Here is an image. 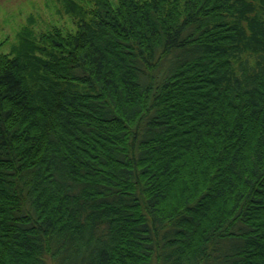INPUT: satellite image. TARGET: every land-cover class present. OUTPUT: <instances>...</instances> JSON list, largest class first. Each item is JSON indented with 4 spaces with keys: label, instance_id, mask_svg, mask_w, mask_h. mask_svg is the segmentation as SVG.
Wrapping results in <instances>:
<instances>
[{
    "label": "trees",
    "instance_id": "1",
    "mask_svg": "<svg viewBox=\"0 0 264 264\" xmlns=\"http://www.w3.org/2000/svg\"><path fill=\"white\" fill-rule=\"evenodd\" d=\"M54 10L0 36V264H264V0Z\"/></svg>",
    "mask_w": 264,
    "mask_h": 264
},
{
    "label": "rangeland",
    "instance_id": "2",
    "mask_svg": "<svg viewBox=\"0 0 264 264\" xmlns=\"http://www.w3.org/2000/svg\"><path fill=\"white\" fill-rule=\"evenodd\" d=\"M56 0H0V36L14 40V31L28 16L34 19L33 27L42 28L49 23L69 25L66 16L58 15ZM9 50V45L4 47Z\"/></svg>",
    "mask_w": 264,
    "mask_h": 264
}]
</instances>
